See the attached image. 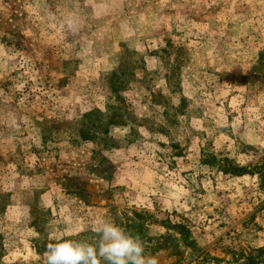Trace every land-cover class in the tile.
Listing matches in <instances>:
<instances>
[{
  "label": "rangeland",
  "instance_id": "1",
  "mask_svg": "<svg viewBox=\"0 0 264 264\" xmlns=\"http://www.w3.org/2000/svg\"><path fill=\"white\" fill-rule=\"evenodd\" d=\"M100 217L264 264V0H0V264Z\"/></svg>",
  "mask_w": 264,
  "mask_h": 264
},
{
  "label": "clouds",
  "instance_id": "2",
  "mask_svg": "<svg viewBox=\"0 0 264 264\" xmlns=\"http://www.w3.org/2000/svg\"><path fill=\"white\" fill-rule=\"evenodd\" d=\"M69 30L76 25L69 20ZM95 243L52 237L46 246V264H158L146 252L138 235L107 218H97L93 227Z\"/></svg>",
  "mask_w": 264,
  "mask_h": 264
},
{
  "label": "trees",
  "instance_id": "3",
  "mask_svg": "<svg viewBox=\"0 0 264 264\" xmlns=\"http://www.w3.org/2000/svg\"><path fill=\"white\" fill-rule=\"evenodd\" d=\"M219 167H221V170H223V171H228L230 173H234V174H237V175H241V174L245 173V171L247 170L245 167H240V166H237V165L224 166V164H221V165H219ZM130 224H131V226H134L136 223L133 222V223H130ZM145 248H146V252H150L149 251L150 248H148V247H145Z\"/></svg>",
  "mask_w": 264,
  "mask_h": 264
}]
</instances>
